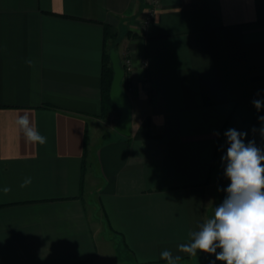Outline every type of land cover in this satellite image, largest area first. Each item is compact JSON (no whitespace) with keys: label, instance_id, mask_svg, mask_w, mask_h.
<instances>
[{"label":"crops","instance_id":"0c3cea01","mask_svg":"<svg viewBox=\"0 0 264 264\" xmlns=\"http://www.w3.org/2000/svg\"><path fill=\"white\" fill-rule=\"evenodd\" d=\"M151 4L0 0V264H190L177 246L230 183L224 133L264 150V0H160L146 22ZM106 25L132 62L130 136L101 116Z\"/></svg>","mask_w":264,"mask_h":264},{"label":"clouds","instance_id":"9594fccd","mask_svg":"<svg viewBox=\"0 0 264 264\" xmlns=\"http://www.w3.org/2000/svg\"><path fill=\"white\" fill-rule=\"evenodd\" d=\"M26 63L31 67L33 62ZM252 104L260 111L264 100L254 99ZM258 119L264 137V116ZM15 124L27 143L41 146L47 143V137L39 132L27 113L19 115ZM224 135L228 147L221 162L224 176L230 181L223 189L225 198L199 224L198 230L189 233V240L177 246V253L195 257L198 251L204 252L215 255L222 264H264V150L254 140L246 144L245 132L230 128ZM31 182L30 177L25 178L20 187ZM2 191L7 195L11 188L4 187ZM160 259L165 264H181L182 256L164 249Z\"/></svg>","mask_w":264,"mask_h":264},{"label":"water","instance_id":"95a60500","mask_svg":"<svg viewBox=\"0 0 264 264\" xmlns=\"http://www.w3.org/2000/svg\"><path fill=\"white\" fill-rule=\"evenodd\" d=\"M110 59L114 70V76L110 88V98L120 112V117L115 128L120 134L124 136H130L132 122V102L122 85V81L125 76V67L122 63V57L116 48L111 49Z\"/></svg>","mask_w":264,"mask_h":264},{"label":"trees","instance_id":"16d2710c","mask_svg":"<svg viewBox=\"0 0 264 264\" xmlns=\"http://www.w3.org/2000/svg\"><path fill=\"white\" fill-rule=\"evenodd\" d=\"M129 34H131V33L129 32ZM117 38H118V31H116L112 27L106 25V31H105L106 44H105V51H104V58H103V73H102V114H101V116L104 118L108 115L109 111H112V110L118 111V109L113 104V102L110 98V88H111L112 79L114 76V70L112 67L111 59H110L111 49H109L110 46H112V45H110V43L108 44L109 40L112 42V41H115ZM114 47H116V46H114ZM126 80H127V75L124 76L123 81H122V85H123L124 89H125ZM219 148H218V150H219ZM218 165H219L218 164V156H217V151H216V158H215L214 163L211 167L210 173H213L215 170L217 171L219 169ZM85 169H86V165H85V161H84V170Z\"/></svg>","mask_w":264,"mask_h":264},{"label":"built area","instance_id":"2783aa9c","mask_svg":"<svg viewBox=\"0 0 264 264\" xmlns=\"http://www.w3.org/2000/svg\"><path fill=\"white\" fill-rule=\"evenodd\" d=\"M151 10L148 14L146 22H149L154 16H155V11L156 7L158 6L160 0H151ZM122 63L125 67V75H127V80L125 84V90L127 93L131 92L133 90V84H132V62L129 57L125 56L122 58Z\"/></svg>","mask_w":264,"mask_h":264},{"label":"rangeland","instance_id":"374dc122","mask_svg":"<svg viewBox=\"0 0 264 264\" xmlns=\"http://www.w3.org/2000/svg\"><path fill=\"white\" fill-rule=\"evenodd\" d=\"M125 33V30L124 29H119L118 30V38L115 40V41H112V42H110V45H112V46H110V48L109 49H112L114 46H116V47H114V48H116L118 51H119V42L121 41V38H122V36H123V34ZM115 44V45H114ZM114 45V46H113ZM113 111V110H112ZM112 111H109V113H108V115L106 116V118H109L110 117V114H111V112ZM119 114H120V112H119ZM203 258L200 260V257L199 256H197V257H194V258H192L191 259V263L190 264H202V263H204V261L203 260H205L204 258H205V256H202ZM208 262V261H207Z\"/></svg>","mask_w":264,"mask_h":264}]
</instances>
